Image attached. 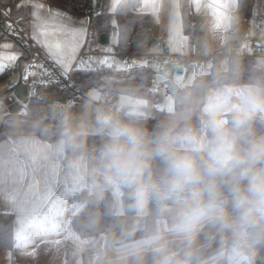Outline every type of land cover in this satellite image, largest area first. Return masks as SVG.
I'll return each mask as SVG.
<instances>
[{"label": "clouds", "instance_id": "obj_1", "mask_svg": "<svg viewBox=\"0 0 264 264\" xmlns=\"http://www.w3.org/2000/svg\"><path fill=\"white\" fill-rule=\"evenodd\" d=\"M241 67L221 62L194 83L174 77V102L151 130V101L134 89L114 111L98 112L93 129L66 127L61 146L73 151L90 131L105 137V185L127 190L137 220L152 211L162 221L135 245L138 260L150 253L153 264H205L202 249L219 242L225 264H256L264 245V58L243 83Z\"/></svg>", "mask_w": 264, "mask_h": 264}, {"label": "crops", "instance_id": "obj_2", "mask_svg": "<svg viewBox=\"0 0 264 264\" xmlns=\"http://www.w3.org/2000/svg\"><path fill=\"white\" fill-rule=\"evenodd\" d=\"M119 1L113 0L114 8ZM189 1L192 20L200 25V41L198 43L190 42L183 32L179 0H140L138 9L148 14L152 30V38L145 47L146 52H149L148 54L157 55L161 53L162 50L156 46V41L160 38L167 37L168 43L166 48L170 53L184 55L187 58L183 61L185 66L187 62L197 63V66H195L196 69L191 73L192 76L194 74L197 76L199 74L209 73L214 60L218 61V65L224 62L229 67V62L233 58L253 57L255 62L258 58H264L261 55L257 56L258 51L256 49L245 48L246 41L243 38L239 45L234 46L229 42L231 19L234 11L238 7V0ZM96 2L97 0H92L90 8L94 7L98 9ZM260 4L259 0H247L248 9L246 21L242 27L243 33L244 25H250L252 36L256 39H262L264 37V31L254 29L250 19L255 17L261 20L264 17V0H262V6ZM14 10L18 15H28L30 23L28 41L34 43L41 52L46 54H48L47 50L33 39V35L38 32V28L42 25L43 19L48 18L51 12L63 14L62 19L66 23L73 28L83 29L85 33L83 45L82 47H78L75 59L71 62V70L69 72L74 68L88 69L97 65V59L91 60V66L88 68L86 67L87 65H84L85 61L89 63L92 55H97L98 49L97 44L95 52H88L86 50L91 20L88 15L73 14L61 7L46 2V0H24ZM36 11L39 12L41 19H37L33 15ZM5 29L8 31L6 24ZM1 41H4L5 46H13L11 48L4 46L7 54L15 53L19 57L15 62L17 64L16 72H18L21 80L26 67V58H24L25 48L23 46V44H26L11 34H8ZM115 43H117V39ZM100 44L102 43L100 42ZM247 46L250 47L248 44ZM210 50H221L222 53L217 56H211L209 54ZM112 54L117 56L114 53V49ZM157 63L158 67L155 70V74L158 77L162 75V72H160L162 66L159 62ZM143 65L148 66L150 64ZM59 68L64 71L60 66ZM188 73L186 69V77ZM157 81L161 80L157 78ZM17 83L14 82L9 85V90ZM164 83L165 85L168 84V82ZM98 104L100 103L95 104L92 100L84 98L78 105L76 103L75 114L70 118L73 119L76 116L78 106L81 109L88 106L95 107L96 105L99 107ZM4 112L5 109L0 114ZM63 115L62 113V117ZM66 124L69 125L68 122ZM71 125L73 128L80 127V123L77 122ZM82 125L89 130L93 129L96 125V117L85 121ZM62 140L63 138L58 137L46 141L33 134H14L0 139V209L11 212L14 216L16 243L14 255L7 251H0V264H16L17 251L19 249H25L27 245L35 242L40 237H42L39 239L41 244L47 250H39L35 257L41 256L43 253L53 254L62 251L63 247L60 250H57V248L59 249L57 246L48 247L47 244H51V242L55 241L56 244L62 243L68 245L69 236L73 237L76 235L78 237L72 226V232L60 227L63 224V220L66 219L71 222L72 217L82 212L85 207V203L80 200H74L66 204V198L70 192L87 189L94 199L97 195H101L102 190L107 189L114 196V208L116 206L115 199L117 200L119 197L122 200L124 188L119 183L109 186L105 185L99 162L100 151L88 155L67 158L65 155V146H61ZM81 157L83 158L81 164L78 167L74 166L75 161ZM66 205H74L71 212L67 210L64 212ZM144 223V218L143 220L135 219L133 229H142ZM161 225L162 221L159 218L157 219L156 227H160ZM54 236L56 239L53 241L52 237ZM97 237L99 236L89 238V249H95L99 245L100 238ZM139 237L143 238L144 236ZM220 247L219 242L205 245L201 251L200 258L205 261V264H216L217 259L220 257ZM100 252V249H98L92 254L91 264H93L98 256H105L108 259L116 258L108 257ZM67 254L68 252L65 253V256ZM147 264H153V262L151 261ZM194 264H197V262L194 261Z\"/></svg>", "mask_w": 264, "mask_h": 264}, {"label": "trees", "instance_id": "obj_3", "mask_svg": "<svg viewBox=\"0 0 264 264\" xmlns=\"http://www.w3.org/2000/svg\"><path fill=\"white\" fill-rule=\"evenodd\" d=\"M260 5L262 6V0ZM46 2L61 7L76 15H87L92 0H46ZM99 5L98 13L93 15L90 20L89 36L86 50L95 52L96 45L100 42V35L109 34L115 30L117 43L120 47L121 55H132L144 49L152 38L149 16L138 9L140 0H120L114 10L109 9V0H97ZM180 13L182 18V27L184 34L192 43L200 41V25L192 20L189 0H179ZM247 0H238V7L233 13L229 29V42L231 45H239L242 40V27L246 21ZM14 16L21 25L28 31L30 27L28 15H18L15 10ZM115 21V26L112 24ZM5 17L0 11V41L7 37L5 29ZM23 44V43H22ZM27 58V49L24 45ZM255 63L253 57L233 58L229 62V69L234 66H242L241 83L246 82L252 72V66ZM218 61L214 60L212 69L207 74H199L194 77L193 83L200 78H211V75L218 67ZM74 83L67 87L58 83L45 84L40 80L34 81V93L26 101L27 112L23 117H15L9 114L1 116L3 127L0 128V139L14 134H33L42 140L50 141L58 137L63 138V133L69 125L60 124L58 126L45 124V108L48 99H66L70 100L63 106L62 113H66L70 118L75 114L76 103L73 97L76 90L87 91L91 87L99 88L104 95V102L108 105L114 103L117 94H125L129 90H136L138 94L147 97L151 101L150 119L146 127L151 130L158 120L165 117L167 110L158 107V90L152 86V69L150 65L129 66L116 69L113 66L101 68L97 65L92 68L82 69L74 68L71 72ZM8 76L7 71L0 73V82ZM13 85L10 89H13ZM170 95L174 102V83L168 80ZM7 95L0 96L5 98ZM83 147L77 151L65 146V155L67 158H73L78 155H88L100 151L105 137L99 134L90 133L82 138ZM122 213L114 211V196L111 191L104 189L101 192V201L95 202L92 194L87 190L70 192L66 198V204L74 200H80L85 203L82 212L74 215L71 219L72 227L75 233L82 239L91 238L103 233L112 232L122 225L123 234L126 239L139 236H145L148 232L156 228L157 217L150 211L144 217V227L139 230L133 229L135 221L134 213L126 207L127 190L123 189ZM15 234H14V216L11 212L0 209V251L15 253ZM152 261L150 253H146L142 259H137L134 253L108 259L105 256H98L93 264H147ZM216 264H225L219 257ZM256 264H264V245L259 246V252Z\"/></svg>", "mask_w": 264, "mask_h": 264}, {"label": "rangeland", "instance_id": "obj_4", "mask_svg": "<svg viewBox=\"0 0 264 264\" xmlns=\"http://www.w3.org/2000/svg\"><path fill=\"white\" fill-rule=\"evenodd\" d=\"M109 9L113 10V0L109 1ZM252 22V25L254 29H259L260 31H264V17L261 18V20L256 19L255 17H252L250 19ZM114 22V23H113ZM112 24L115 26V21L112 19ZM109 44H98L97 47V55H92L90 57V64L85 61L84 65H87L86 67L91 66V60L97 59V65L99 67H106V66H114L116 69L121 68V67H129V66H139L143 64H150L151 68L153 70L152 74V86L156 88V82L157 78L160 79L161 81L168 82V74L162 73V75L158 76L155 74V70L158 67L157 60L153 61H148L147 59V54L149 52H146V48L142 49L135 54L131 55L130 58V64L126 65L124 64V56L123 55H113V44H115L117 35L115 30H112L109 32ZM5 43L4 41H0V54L7 55L4 50ZM245 48H253V47H248L247 43H245ZM257 50V49H256ZM88 59V57H87ZM192 59V58H190ZM89 65V66H88ZM197 63H192V62H187L186 63V69L189 72L187 77L185 78V82H192L194 76H192V71L196 69ZM16 67L17 64L14 62L11 66L7 67L5 70L8 73V76L6 79L0 82V95L4 94L9 90V85L13 84L14 82L17 83L20 80V76L18 72H16ZM26 70L35 73L34 75H29L31 79V84L34 85V79L36 78V75L38 73V69H30L27 66L25 67V70L23 71V77H25V72ZM27 77V78H28ZM158 107L159 108H165L168 109V106L170 103H173V98L170 94L165 93L163 90H158ZM123 94H117L114 100V103L111 105H108L104 102V95L100 91L99 88L96 87H91L87 91H85V97L80 98L77 101V105L82 101V99L87 98L88 100H92L95 104L96 103H101L102 107H95L93 106H88V107H83V108H77L78 112L76 116L73 119H68L66 113H64L62 117V124H66L67 122L69 124H72L74 122L80 123V126L87 120L93 119L96 117L97 113L100 111H106L107 108H112L115 110V108L118 105L119 99ZM11 96V95H9ZM5 112L0 114L5 115L9 114L11 116L15 117H23L26 115L27 112V105L26 102L17 97L16 95L13 96V99L11 101H8L7 104L5 105ZM81 110V111H80ZM92 133V132H91ZM118 186V185H117ZM118 188H120L118 186ZM95 202H100L101 201V195L96 196L94 198ZM116 206L114 208L115 213H121L123 211L122 209V200L121 198L118 197L116 200ZM121 202V207H117V202ZM83 204V203H82ZM74 205H66V208L64 209V212L67 211H72ZM63 212V213H64ZM50 226V225H49ZM52 226V225H51ZM71 222L69 220H63V224L60 226L65 229H67L69 232H72L71 229ZM100 238L99 239V245L95 247V249L91 248L89 249L88 242L89 238L82 239L79 236L77 237L76 235L73 237L68 238V245L67 244H62V243H55L56 237H52V240L54 242H51V244H47L48 247H54L57 246V250H60L62 247L61 252L49 254L46 253L41 256L35 257L39 250H44L46 248L43 247L41 244L40 240L42 237L37 239L35 242H32L31 244L27 245L25 249H19L17 251V262L16 264H91L92 263V254L100 249V253H104L108 257H119L127 254L134 253L135 245L137 244L138 241L142 239V237H136L132 239H125V236L123 234L122 230V225L117 230L112 231L111 233H103L97 235ZM47 250V249H46ZM55 250V251H57ZM68 252V254L65 256V253ZM96 256V254H94ZM118 255V256H114Z\"/></svg>", "mask_w": 264, "mask_h": 264}, {"label": "built area", "instance_id": "obj_5", "mask_svg": "<svg viewBox=\"0 0 264 264\" xmlns=\"http://www.w3.org/2000/svg\"><path fill=\"white\" fill-rule=\"evenodd\" d=\"M22 1L24 0H0V11L5 17V23L7 30L12 33L17 39L20 41H23L26 44L27 49V58H26V66L30 69L37 68L38 73L36 80H40L41 82L45 84H51V83H58L61 86H71L74 81L71 77L70 72H67V74H64V71H62L59 66L50 58V56L46 53H43L38 49V47L32 43L29 42L28 38V31L21 25L19 20L14 16V8H16ZM98 13V9L91 7L88 10V17H92L93 15ZM243 40L246 41V43L253 47L254 49H257V56L261 55L264 56V37L262 39H256L252 36V29L251 26L246 24L244 25L243 33H242ZM168 43V38L163 37L156 41V46L162 50L161 53L155 55V54H147L148 61L157 60V62L160 63L161 66H163L165 63L171 62V63H178L183 62L185 59H187L184 55L179 54H172L170 52H166L165 48ZM114 53L117 55H120V47L118 43H115L113 45ZM222 51H213L210 50L209 54L211 56H217L218 54H221ZM124 56V63L129 64L130 63V56L129 54H125ZM169 80V78H168ZM22 84L28 85V92L29 95L34 93V85H32L30 77L25 79L24 77L21 78ZM156 89L157 90H163L165 93H170V89L168 87V84L165 85L164 81H157L156 82ZM85 97V90L78 89L75 91V95L73 97L74 101H78L80 98ZM99 107H102V104H98ZM113 110L112 108H107L108 110ZM114 111V110H113Z\"/></svg>", "mask_w": 264, "mask_h": 264}, {"label": "snow or ice", "instance_id": "obj_6", "mask_svg": "<svg viewBox=\"0 0 264 264\" xmlns=\"http://www.w3.org/2000/svg\"><path fill=\"white\" fill-rule=\"evenodd\" d=\"M33 15L41 19L38 11ZM63 14L51 12L50 16L43 19V23L34 33L33 39L41 44L48 52L50 58L59 65L66 75L71 70V62L75 59L78 47H82L84 30L71 27L62 19ZM114 23V22H113ZM5 47H13L6 45ZM19 59L15 53L0 54V73ZM84 63V62H82ZM90 63V61H89ZM35 73L26 70L25 79Z\"/></svg>", "mask_w": 264, "mask_h": 264}, {"label": "water", "instance_id": "obj_7", "mask_svg": "<svg viewBox=\"0 0 264 264\" xmlns=\"http://www.w3.org/2000/svg\"><path fill=\"white\" fill-rule=\"evenodd\" d=\"M99 8V5L97 6ZM109 35L107 33H103L100 35V42L102 44H109ZM166 52H169L167 48H165ZM160 72L167 73L169 75V78L171 80L174 79L176 76H181L185 80L186 77V66L183 62L178 63H165L161 68ZM11 93V96H9ZM2 95H7L5 98L0 97V112L3 111L5 108V105L8 101H11L13 99V96L16 95L23 101H28L29 99V92H28V85L22 84L21 80L14 86L13 89L8 90ZM70 100L66 99H48L47 100V106L45 108V124L51 125L54 124L56 126L61 124V117H62V111L63 106L67 104ZM3 127V121L0 117V128Z\"/></svg>", "mask_w": 264, "mask_h": 264}]
</instances>
